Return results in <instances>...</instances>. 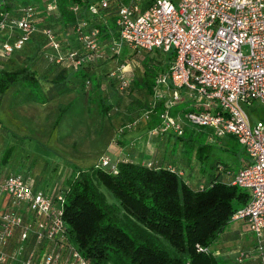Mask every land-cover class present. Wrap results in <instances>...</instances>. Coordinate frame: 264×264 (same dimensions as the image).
I'll return each instance as SVG.
<instances>
[{
    "label": "built area",
    "instance_id": "2783aa9c",
    "mask_svg": "<svg viewBox=\"0 0 264 264\" xmlns=\"http://www.w3.org/2000/svg\"><path fill=\"white\" fill-rule=\"evenodd\" d=\"M2 2V59L20 51L35 33L51 50L44 51L48 62L68 60L65 64L77 66L89 59L88 51L101 47L97 27L84 32V20L75 25L80 49H73L49 26H36L35 5L25 4L11 12L2 9ZM140 3L91 0L87 13L104 24L106 16L113 17L116 38L111 43L117 47L157 50L167 57L166 70L154 78L153 94L164 100L156 113L158 124L149 128V134L181 136L185 126L204 128L210 142L231 135L248 157L229 182L246 195L230 221L242 222L252 242L223 251L212 244L196 243L194 248L216 258L224 256V264H264V124L250 121L242 107L254 100L264 107V0H150L144 9ZM43 7L46 13L55 12V0H43ZM68 9L75 13L79 4L73 2ZM121 73L118 68L110 75L119 77L123 88L126 82ZM184 94L200 108L171 111L185 100ZM153 113L151 106L144 116L148 119ZM117 162L100 157L94 167L115 174ZM62 184L43 189L22 172L0 169V264H91L72 241L63 219L66 191Z\"/></svg>",
    "mask_w": 264,
    "mask_h": 264
},
{
    "label": "trees",
    "instance_id": "16d2710c",
    "mask_svg": "<svg viewBox=\"0 0 264 264\" xmlns=\"http://www.w3.org/2000/svg\"><path fill=\"white\" fill-rule=\"evenodd\" d=\"M2 1V9H9L7 0ZM33 1L19 0V5H34ZM90 1L55 0V12L46 13L41 0L40 10L36 7V15L40 13L41 20L48 17L47 21L52 20L57 24L63 40L70 48L80 49L74 28L81 20L87 23L82 27L84 32L97 27L96 39L100 46H105L116 38L113 17L108 16L104 24L99 18L89 16L87 4ZM73 2L79 4L75 13L68 9ZM140 2L144 9L150 0ZM76 44H79L78 48ZM153 52L160 54L157 50ZM28 65L26 62L18 70H0V95L10 84L20 82L28 88L31 100L44 102L67 91L71 76L80 77L81 81L91 80V73L87 72L84 63L67 72L61 69L50 79L37 76ZM167 66L166 57L159 66V72L166 70ZM145 71L148 72V69ZM145 71L144 75L147 73ZM133 81L139 84L137 80ZM153 85L152 79L148 85V92L152 95ZM180 104L171 111L189 110ZM101 106L105 115L108 108L105 104ZM161 108L162 101L158 100L153 106L154 113L148 129L158 124L156 113ZM199 129L198 132L188 133L182 147L185 145L187 154L193 151L200 172L208 171L204 180L197 178L190 183L177 170L143 165L131 157L123 156L118 159L115 174L92 166L76 169V176L72 175L63 181L62 186L66 191L63 219L72 241L91 264H224L223 259L209 252L196 251L194 245L212 244L230 222L233 211L245 202L246 195L235 184L218 178V166L221 171H225L227 162L219 160L214 173H209L212 166H208L209 170L203 166V160L214 145L206 140V134H202L206 130ZM182 135L176 137L181 139ZM227 138L226 149L234 153L238 149L237 142ZM9 150L5 149L2 161L6 160ZM198 184L203 187L198 189ZM102 187L110 193L111 202L106 201Z\"/></svg>",
    "mask_w": 264,
    "mask_h": 264
},
{
    "label": "rangeland",
    "instance_id": "374dc122",
    "mask_svg": "<svg viewBox=\"0 0 264 264\" xmlns=\"http://www.w3.org/2000/svg\"><path fill=\"white\" fill-rule=\"evenodd\" d=\"M171 1L175 2V0ZM33 3L37 9L40 10L42 4L41 0H35ZM7 4H9L11 10L20 7L19 0H7ZM40 15L39 13V15L35 16L36 26L39 28L43 24H49V27L51 29L53 28L59 34V38L63 39L59 26L53 23L52 20L47 21L48 17L41 20L39 17ZM106 18L109 19L108 16H106ZM31 38L32 39L21 48V51H18L20 55H22L24 50L25 59L23 62L18 63L13 59L5 60L0 58L4 65L10 63V66H4L5 70H18L27 62L30 64L31 68L36 70L41 78L50 79L57 74V71L61 70L60 68H63V65H66L68 68H76V65L71 63L65 64L68 60L64 61L63 64L46 61L43 46L40 45L42 43V41H40V38H42L40 33L33 34ZM47 50L51 51L46 47L45 51ZM88 54L89 59H86L84 64H86L85 67L87 68V72L91 73V80L86 82L85 80L81 81L80 77L71 76L69 89L58 94L60 98L57 103L52 99L46 101H50L49 105L35 103L34 101L32 104L25 105L24 108L22 103L31 101V94L28 91H19L17 93V102L21 104L18 106V114L28 125L30 120L27 119L28 116L26 118L25 115L33 114L37 116L34 124L38 128L44 127L48 133L50 131V134H52L58 123L54 122L55 117L58 111L62 112V114L60 113V119L62 118V120L59 122L58 132L48 139L44 136L29 134V137L25 135V137L20 136V138L8 141V146L13 145V151L16 155L15 163L17 166H15V171H23L24 167L26 173H29L31 180L33 182L35 180L37 185L43 189H49L50 186H54V183L63 182L65 179L71 178L74 171L79 169L80 164L88 165L95 160L98 161L100 157H106L109 163L115 162L116 154L111 148L112 135L115 134V138H118L122 133V128L130 127V125L138 119L147 120L144 113L150 109L151 106H156L158 100H164V98L160 97L158 99L154 94L152 95L148 92L150 80H154V76L159 72V66L162 64L163 59L165 60L166 58L161 53L158 54L153 51L148 53L140 50L135 51L124 45L117 47L115 44L110 43L101 46L97 52L88 51ZM39 60H43V64H40ZM118 68H121L122 78L126 82V86L123 88L120 87V78L110 75L111 72L116 74ZM146 69H148V72L145 71ZM65 71L67 72L68 69H65ZM144 71L145 73L147 72L146 75H144ZM133 80H137L139 84H135ZM20 86H22L21 83H17V88H20ZM184 99L185 100L180 105L182 108L192 110H198L200 108L193 102L192 98H187L186 94H184ZM101 104H105L108 108L105 115L102 113ZM26 106H28V109ZM21 107L23 109H21ZM242 107L250 121L259 120L264 124V107L258 103V101L254 100L249 104H242ZM44 117L47 118L45 123L42 122ZM80 118L86 119L87 124L85 126L89 131L96 132L98 130V132L93 135L88 134L83 140H76V143H73V140L77 136L74 138L75 134L71 133V139L67 141L69 146H65L63 144L65 142L63 140H65L66 132L64 129H69L67 133H70V130L72 131L74 127L75 120L79 119L78 121H80ZM119 120L121 121L120 123ZM117 125L118 127L115 130ZM15 131L22 133V131L25 130L16 127ZM198 131H200V129H191L185 126L181 139L172 135L170 141H173V153H176L179 148V151L181 150V153L184 154L186 152L184 149L185 145L181 147L180 143L182 144L183 141L185 142L188 133ZM2 134L5 138L6 135L3 132ZM202 134L205 133L202 132ZM82 136H84V134ZM3 137H0V155L6 148ZM80 147L85 150V155L78 158L75 157V155L82 151L79 150ZM167 148H169V145ZM238 152L237 149L234 153H231L219 149L217 145L214 144L210 154L205 157L202 164L208 169V165L214 160L213 156H216L227 160L230 168L235 170L238 166L236 160L239 156ZM190 159L193 164H199L198 161L194 159L193 153ZM102 190L105 194L106 201L111 202L112 197L110 193L104 187H102ZM238 231H240V235L238 234L239 237L233 238ZM250 237V234L246 231L245 225L242 222L230 221L223 232L218 235L216 240L212 243V248L223 251L236 247H246V242ZM223 257L224 256H220L219 259Z\"/></svg>",
    "mask_w": 264,
    "mask_h": 264
},
{
    "label": "crops",
    "instance_id": "0c3cea01",
    "mask_svg": "<svg viewBox=\"0 0 264 264\" xmlns=\"http://www.w3.org/2000/svg\"><path fill=\"white\" fill-rule=\"evenodd\" d=\"M11 12H14V10H11V8H9ZM40 41H42V43L40 44L41 46H43V51L46 50L45 47V43L43 41L42 38H40ZM79 44H76V47L78 48ZM21 51V50H20ZM48 51V50H47ZM6 59H13L16 62H23L25 59L24 56V50L22 52V55H20V52L15 53L14 55H12L11 57L8 58H4ZM9 60V61H10ZM47 61V60H46ZM40 64H43V60H39ZM1 69L0 70H5L4 66H10V63H6L5 65L3 64V62H1ZM30 69L34 70L36 75L39 76V74L36 72V70L34 68L30 67V64L28 65ZM60 69H68V71H70L73 68H68L66 67V65H63V68ZM40 77V76H39ZM17 83L20 82H14L12 84H10L5 90L4 92L0 95V137H3L2 132L6 135L5 139L3 137V142L5 143V149L9 148V153L6 157L5 161H2V155L5 151L1 153L0 155V169L2 170L3 168H8L12 171H15V166H17V164L15 163L16 161V155L14 154L13 151V145L8 146V141H12L15 140L17 138H20V136H24L27 135L29 137V134H32L34 136H44L46 139H48L49 137H51L53 134L57 133L59 128V122H61L62 118L60 119V116L62 114V112L58 111L55 119H57L56 122L57 123V127L55 129V131L50 134L51 132L47 130H45L44 127L38 128L34 123L35 120L37 118V116H34L33 114L31 115H25L26 118L28 116L27 119H29V125L27 122L23 121L21 119V117L19 116L18 112H19V104L17 102V93L19 91H28V88L25 87L22 83L20 86V88H17ZM43 89H45L44 87H42ZM29 92V91H28ZM60 98V96H56L53 97L52 100L55 101V103H57L58 99ZM50 100V99H49ZM51 100V101H52ZM34 102V100L28 101L26 103H22L23 107L25 108V105L28 104H32ZM50 102V101H49ZM49 102H37L35 101V103H40V104H47L49 105ZM181 105V104H180ZM26 108L28 109V106H26ZM21 109H23L21 107ZM59 113L60 116H59ZM59 116V117H58ZM43 117V115H42ZM152 116H150L151 118ZM150 118H148L147 120H136L135 122L132 123V125H130V127L128 126V128H122L121 131L122 133L120 134V137L115 138V134L112 135L111 137V148L115 151L116 154V158L115 160H118L119 158L123 157V156H128L131 157L135 160H137L140 164L143 165H147L149 164L150 166H155V167H171L174 170H177L181 173L182 177L187 178L190 183L194 182V180H197V178H201V180H204L205 177L207 176V172L208 171H204V172H200L199 171V164L196 165L195 163L193 164V162L191 161V154L193 153V151L190 154H187V152H185L184 154L181 153V150L178 151L176 153H173L172 148H173V141H170V138L173 134H158V135H153V134H149L148 132V125L150 124ZM118 119V118H117ZM59 120V121H58ZM79 119L75 120L74 122V127L72 128V131L70 130V133H67L69 131V129H64L65 132V141L63 144L65 146H69V144H67L68 140L71 139L70 135L75 134V136H77L73 141V143H76V140H83V138H85L88 134H94L96 132H98V130L95 131H89L88 128H86V124L87 121L84 118H80V121H78ZM45 121H47V118L44 117V119L42 120V122L45 123ZM118 121V120H117ZM41 122V123H42ZM55 122V120H54ZM121 121L119 120V123ZM43 123V124H44ZM116 123V122H115ZM114 125V124H112ZM119 125V124H118ZM118 125L115 127H118ZM138 126V127H137ZM19 127L21 130H25L22 131V133H19L17 131H15V128ZM79 127V128H78ZM63 130V131H64ZM205 131V130H204ZM84 134V136H82ZM206 134V140H207V131H205ZM229 138L234 139L231 135H226V137H221L218 139H215L213 141H211V144H215L217 145V147L219 149L222 150H226L227 145H226V140ZM208 142H210L209 140H207ZM62 144V145H63ZM169 145V148H167V146ZM181 147L182 144L180 143ZM238 146V158L237 163L238 166L235 170H233L232 168H230L229 163L227 160L221 159L219 157L213 156V162L210 163L208 166H212V168L210 169V172L214 173V169H215V165L217 163H219L221 161L227 162L226 165H224L226 167L225 171H219L218 173V178H220L222 181L224 182H230L232 179L233 174L236 172V170L246 161L248 160V157L245 156V154L243 153L241 147L237 144ZM80 151L79 153H77L75 155V157H82L85 155V150H83L81 147L79 148ZM22 159V158H21ZM74 159V158H73ZM24 160V159H23ZM78 160V159H77ZM97 162V160L93 161L92 163L88 164V165H81L79 166V169H84V168H89L94 166V164ZM209 170V169H207ZM24 173L27 176H30L29 173L27 174L24 167H23V171H19ZM34 182H36L34 180ZM57 183V182H56ZM63 183V182H61ZM240 235V231L237 232ZM236 233V234H237ZM237 234V235H238ZM239 235L236 237L238 238ZM252 242V237H250L248 239V241L246 242V245H249ZM245 245V246H246Z\"/></svg>",
    "mask_w": 264,
    "mask_h": 264
}]
</instances>
